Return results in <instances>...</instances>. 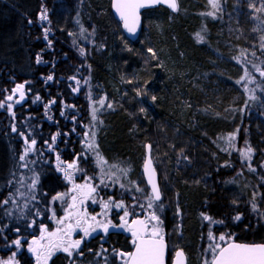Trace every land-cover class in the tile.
Here are the masks:
<instances>
[{
    "label": "trees",
    "instance_id": "obj_1",
    "mask_svg": "<svg viewBox=\"0 0 264 264\" xmlns=\"http://www.w3.org/2000/svg\"><path fill=\"white\" fill-rule=\"evenodd\" d=\"M57 1L71 11L63 26L52 10ZM179 1L178 10L157 7L143 14L144 23L156 17L148 22L150 44L160 52L162 68L154 70L139 47L146 24L139 40L129 41L110 0H0V243L5 247L11 232L6 220L45 217L62 190L55 151L66 145L82 167L95 169L97 154L87 147L93 143L91 103L102 99L96 136L109 164L131 167L132 176H140L145 145L152 146L171 251H186L176 245L181 236L204 262L214 255L207 249L210 235L221 246L264 244V64L256 58L253 39L257 21L264 20V0H216L221 11L215 24L206 21L208 45L197 40L195 30L201 29L200 18L209 17L211 0ZM79 3L84 28L94 33L92 46L72 36ZM45 10L47 22L39 18ZM118 44L132 55L111 53L119 51ZM251 56L261 66L252 77L261 108L246 94L248 85L236 84V73L249 69ZM127 62L135 71L131 90L119 82L121 75H131L123 68ZM19 84L26 85L27 100L14 105L7 97ZM225 139L233 140L230 150ZM52 209L58 211L55 202ZM2 261L10 263L11 255Z\"/></svg>",
    "mask_w": 264,
    "mask_h": 264
},
{
    "label": "rangeland",
    "instance_id": "obj_2",
    "mask_svg": "<svg viewBox=\"0 0 264 264\" xmlns=\"http://www.w3.org/2000/svg\"><path fill=\"white\" fill-rule=\"evenodd\" d=\"M77 2V1H76ZM175 4H176V9H179V5H180V1L179 0H174ZM80 4H74V8H73V16H72V28L74 31L72 33V36L76 37V35L78 36V38H81V40L83 42H85L87 44V46H92L93 44H95V40H94V33L93 30L91 29L89 32H87V30L84 28L83 25V21H82V17L85 15V12L82 11V9H80ZM52 10L54 12L55 15V19L56 22L59 23L61 26H63L64 22H66L67 17L71 15V11H69V9H67V7H65L62 3H58V1L56 3L53 4L52 6ZM221 11V10H220ZM218 6L217 7H213V2L211 0L210 3V8L209 10H207V13H209V17H205V19L203 20V18H200V26L199 28H201L200 30H195L196 34H199L198 37V41L199 42H203L205 44L208 45V38H209V28L208 25L206 24V21L210 22V24H215L218 20L216 19V17H218L219 13H220ZM82 13L84 15H82ZM48 15V14H47ZM143 19L145 20V17H143ZM148 19H146V23H144V27L146 24V31H144L143 33V37L141 38L139 44H140V48H143L145 50L146 53H148V57L150 58V66L151 69L153 68L155 69H159L162 68V62H160V52L156 50V48L153 47V45L151 46V42L150 40H152L153 37V33L151 30V27H149V23L152 20H156V17H151L149 19V21H147ZM45 22H47L45 20ZM232 22V20L230 19L229 21H226L227 25H230ZM258 24L256 25L257 27L255 29H253L254 32V46L255 44H257V46H259V52L256 56L257 60L260 62H262L264 64V20H259L257 21ZM198 28V29H199ZM194 33V35H195ZM202 35L204 36V38L201 40L200 37H202ZM119 46V51H114V49L111 51V53L117 54V52H119L118 54L122 55V54H129L132 55V52L130 51V49H128L126 46L120 45ZM149 49H151V51H149ZM241 49L239 50V53H241ZM242 54V53H241ZM251 54V53H250ZM253 55V54H251ZM240 58H242L243 56H239ZM254 57V55H253ZM244 58V57H243ZM248 58V57H247ZM130 57L128 58L127 61H129ZM249 63L248 67L249 69L247 71H239L238 73H236V75H240V79H237L236 84H243V86L248 85V89H246V94L249 96L250 94L253 95V103L254 105H257L261 108L263 105V99L259 98V93L257 92L256 94V89L257 86L255 87V79L252 78L253 75H256V73H260L261 72V66L259 63H257V60H252V56H251V60L246 59ZM125 71H130L131 75L129 76V73L127 74H123L121 75V79H120V85L123 86L125 88V86H129V90L132 89V87H130V85L132 84V74H134L135 71H133L134 68L131 67V65H129V63L127 62V64H125L123 66ZM132 80V81H131ZM252 81V83H251ZM131 82V84H130ZM251 83V84H250ZM138 83H136V86H133L135 88L138 87L137 85ZM131 88V89H130ZM151 91H149L146 87L143 88L142 93L143 94H148V98L149 101L151 100V97L149 96ZM25 93V92H24ZM261 95H264V93ZM26 96V93H25ZM90 96H92L91 92H90ZM143 99V98H142ZM18 100V96L15 93V97H14V101L13 104H18L16 103V101ZM100 101H103V106L101 105ZM100 101H96V102H92L91 103V123H92V141L95 144L94 145V150L96 152V156H95V162L93 163V167L95 169H97L98 171L96 172L95 169L91 168V172L87 171L86 168L81 167L80 164L77 165L76 167V171L73 173H67L71 178L70 180H67V190L65 191V193H62L61 195H57L56 198H54L53 200H55V202L57 203H64L65 204V208H64V215L59 218V219H55L52 222V226L49 230L44 231L43 230V235L46 238V243L48 244V239H52L53 241H56L57 239V234L61 231H65V228L68 224V218L70 216V214H76L75 209H73L74 204L78 198V195H81V199L78 202L79 207H81L83 210H86L88 212V215L86 218L87 221L91 222L93 224V229L95 228H99L101 227L102 224L107 223V222H111L112 217L114 219H119L120 215V221L122 223V225H125V221H127V223L130 221L131 219V211H135V212H146L150 210H155L158 211V209H160L158 206L155 207V204H152V200L150 198H148L147 195V191L145 189V186L143 184V179L141 176V171L139 172V175H134L132 176L133 170L132 168H128L124 167V166H120V165H113V164H109V162L106 160L105 157H103V155L101 156L100 152H99V147H98V140H97V128L99 127L100 122L98 121V116L99 114L102 112L101 109L105 106V100L102 99ZM95 110V119H93V111ZM101 111V112H100ZM234 139V138H233ZM224 145H226L227 149L229 148V150L231 149V144L233 143V140H228L225 139L224 140ZM235 143V142H234ZM99 152V154L97 153ZM55 154V152L53 153ZM143 160L144 158H142V162H141V166L143 164ZM81 167V168H80ZM123 170V171H122ZM66 172H64L65 175ZM75 178H78L77 180ZM166 179V178H165ZM97 184H99V186H96ZM77 185H80L81 187L79 188V190L77 191H73L74 188L77 187ZM121 185H123V187H121ZM137 188L140 189V191H137ZM94 189V191H93ZM116 190V197L119 199H117L115 196H112V194L115 193ZM75 197V200H73L72 198ZM122 203L124 205L123 208H117L115 205ZM149 203L152 204V207L149 208L148 205ZM105 204L108 205V207H105ZM166 206L162 205V209L163 211H165ZM125 212L128 213L127 216H125ZM54 215V214H53ZM92 217H95L96 220H92ZM58 221H63V223H58ZM97 221L101 222L100 224H97ZM156 225L158 226V229L160 232H164L165 233V224L160 225V221L159 223L157 222ZM126 226V225H125ZM52 233H55V235H50ZM180 235H177V238ZM43 237V238H44ZM185 236H181L177 239V246H181L183 248H186V255H187V259H188V264H211L212 261V257H205V262L203 259H200V257L198 256V254H196V252L193 251L192 248L186 246L185 241L187 242V240L185 239ZM216 239H210L208 242L214 246L218 241H214ZM45 242V241H44ZM45 243V244H46ZM71 242H66V243H60V242H56V243H51L50 246V252L47 253L46 255V261L44 262V264H48V262L50 261V259L52 257H54L57 254L63 253V254H67L69 255V252H71V254L75 253V251L79 248H69V252H65L63 251L64 247H68L69 244ZM219 244V243H217ZM210 245H208V250L212 251L213 253V249L210 248ZM220 245V244H219ZM80 246V244H79ZM206 249V250H207ZM174 250H176V248H174ZM205 250V251H206ZM207 250V251H208ZM174 254V253H173ZM203 260V261H202ZM1 264V262H0Z\"/></svg>",
    "mask_w": 264,
    "mask_h": 264
},
{
    "label": "flooded vegetation",
    "instance_id": "obj_3",
    "mask_svg": "<svg viewBox=\"0 0 264 264\" xmlns=\"http://www.w3.org/2000/svg\"><path fill=\"white\" fill-rule=\"evenodd\" d=\"M11 96L15 97V94L12 92ZM13 101L14 99L9 102L13 103ZM62 146L63 148L59 149V151H55L56 153L53 155L54 167L56 168V172L62 183V190L58 195L65 193V191L67 190L68 178H66L64 172L73 173L76 171L77 165L80 164L81 167L83 166V161L80 160L81 158L72 155V149L70 150L66 145ZM70 164H74V167L69 168L68 165ZM75 179L77 180L78 178ZM143 184L147 191V195H149V198H151L149 190L147 189L145 183ZM77 186L79 187L74 188V192L79 190V188L81 187L80 185ZM96 186H99V184H97ZM112 196L116 197V190L115 193L112 194ZM80 199L81 195H78V198L73 207V209L77 210L76 214H70L68 218L69 222L65 228V231H61L57 234L56 241L48 239V244L45 240L47 235H45V237L42 236L43 230H49L52 226L53 220L59 219L64 215V203L61 204L54 201L57 204V211L52 209V203L54 202H49V207L47 210L48 213H46L47 215L45 217L39 218V220H34V218H32L28 223H24L18 218L9 217V219L6 220V223L9 225H7V231H9L10 229L11 232L8 236H6L7 238H10V240L6 241L8 242V247H5V245L0 243L1 264H4L2 260L7 254H10L12 257V261L8 264H44V262L46 261V255L50 252L51 243H66L67 241L74 242L77 240H80L81 243L75 253L71 255L63 253L57 254L50 259L48 264H52L55 259L64 261L63 263L58 264H128L130 256L136 245V240L138 239L136 236H133L131 231H129L128 227L131 222L136 219L144 221V224L146 225V231L142 234V238L144 240L151 239V230L153 225H156V223H159V221L160 225L165 224L162 218L164 213L161 205L162 202L157 205L153 202L152 204H155V207L158 206L160 208L158 209V211H131V219L126 224V226L124 225L123 227H120V225H122L120 221L121 215L119 219H114L112 217L109 227H112V225H117L114 228H122V230L119 232H114L109 230L108 228L107 233H105L102 231V226L93 229V224L86 220L85 217H87L88 212L79 207L78 202ZM117 199H119V197ZM57 212H59L58 215ZM153 212H155V214L160 218L159 221L150 219ZM77 220L80 221L79 227H77ZM17 229H19V231H17ZM84 229L88 230V236L84 235ZM166 230L167 229L165 228V233L160 232L161 236H164L165 240H167ZM3 231L1 232L2 234ZM41 237L44 238L41 239ZM157 238H159V236ZM15 240H20V245L14 244L13 242ZM33 241H37V243L33 244ZM32 249H35V251H32ZM171 260L172 256L169 255L168 264L171 263Z\"/></svg>",
    "mask_w": 264,
    "mask_h": 264
},
{
    "label": "snow or ice",
    "instance_id": "obj_4",
    "mask_svg": "<svg viewBox=\"0 0 264 264\" xmlns=\"http://www.w3.org/2000/svg\"><path fill=\"white\" fill-rule=\"evenodd\" d=\"M161 2V0H149V3H159ZM146 5L144 3H135V4H125V5H118L117 10L121 11V8H125V9H131V18H132V22L129 23V15L125 14L123 11H121V15L122 18L124 19V27L128 30L129 33L135 34L136 32V28L139 22V17L136 15L135 10L139 9L141 7H145ZM171 8H173V10L176 9V4L173 0L172 3H170L169 5ZM217 3L216 0H213V7H217ZM41 20H47V11L45 10L44 12H42L40 14L39 17ZM197 36L199 37V34H197ZM44 38L47 40L48 36H47V31H45V35ZM200 39L202 40L203 38L200 37ZM49 44H51V41H49ZM149 51H151V49H149ZM81 54H83V49H81ZM37 62L39 63V60H37ZM261 75H264V72L261 73ZM48 80H52L53 76L49 75L47 77ZM73 79H75V77H73ZM78 83V82H77ZM24 89V84H19L16 86L15 89H13V93H18L19 94V100L16 101V103H19L21 100L24 99L25 93L23 91ZM75 90V89H74ZM139 94V93H138ZM14 96H8L7 100H13ZM37 99H39V97H37ZM156 97H152V100H155ZM53 103H55V101H53ZM101 105L103 106V101H100ZM0 107H4L3 104H0ZM12 105H8V108L11 109ZM108 107H111V104L108 105ZM141 111H144V109H141ZM63 115V113H61ZM93 119H95V110L93 111ZM12 131H17V129L15 127L12 128ZM21 135H23V133H20ZM57 135H59V133H57ZM52 139L54 140L55 137H52ZM36 141L33 139L31 141L32 145H35ZM88 148H93L94 147V143H89L87 145ZM26 150V153L27 154ZM251 149L249 148L246 152H245V157H249V154L251 153ZM69 168L74 167V164H70L68 165ZM146 169L148 167H150V161L149 164H146ZM123 171V170H122ZM66 178L70 179L71 177L65 173ZM149 182L152 184V197L150 198L151 200H155V201H159L161 200V194L160 191L158 189L157 184L155 183V180L153 179L152 175H149ZM79 187V186H77ZM121 187H123V185H121ZM94 191V189H93ZM137 191H140L139 188H137ZM73 200H75V197L72 198ZM3 204H7L8 201L4 200L2 202ZM117 208H123L124 205L122 203L116 204L115 205ZM105 207L107 208L108 205L105 204ZM149 208L152 207V204L149 203L148 205ZM128 213L125 212V216H127ZM151 220L154 221H159V217L155 214V212H153L151 214L150 217ZM205 219H211L210 217H205ZM236 220L240 219V216H236L235 217ZM92 220H96L95 217H92ZM58 223H63V221H58ZM77 227H79L80 225V221L77 220ZM101 222L97 221V224H100ZM133 223L140 225L139 229H132L131 227H129V231L132 232L133 236H136L139 240L140 243L137 245V249H136V253L132 255V264H163V237L160 235V231L158 229L157 225H153L152 230H151V239L149 240H144L142 238V234L146 231V225L144 224V221H134ZM111 224V222H107L102 224L101 226L103 227V230L105 233H107L109 225ZM127 224V221H125V225ZM117 225H112V227H116ZM124 225H120V227H123ZM70 227V226H69ZM17 231H19V229H17ZM46 231V230H45ZM50 235H55V233H52ZM70 235V233H69ZM84 235L88 236V230L84 229ZM160 237L159 240L156 239V237ZM211 239H215V237H212L210 235ZM41 239H43V237H41ZM226 239L225 236H220L219 240L224 241ZM228 239L230 240L231 238L228 237ZM16 245H20V240H15L13 242ZM33 244H36L37 241H33ZM81 243L80 240L71 242L69 244L68 247H64L63 251L65 252H69V248H78L79 244ZM135 243V241H134ZM210 248L213 249L214 255H213V259H212V264H264V244H260V245H248V244H237V243H227L225 246H221L219 244H216L214 246L210 245ZM218 250V251H217ZM32 251H35V249H32ZM69 255H71V252H69ZM39 259V257H38ZM207 264V262H206Z\"/></svg>",
    "mask_w": 264,
    "mask_h": 264
},
{
    "label": "water",
    "instance_id": "obj_5",
    "mask_svg": "<svg viewBox=\"0 0 264 264\" xmlns=\"http://www.w3.org/2000/svg\"><path fill=\"white\" fill-rule=\"evenodd\" d=\"M172 2H173V0H161V2H159V3H149V0H110V6H111L112 15H113L114 19L121 25V30H122V33L124 34V36L129 41L134 42L139 38L141 31H142V28H143L142 13L149 10V9L158 7V6H165V7L171 8L169 5ZM135 3H144L146 6L135 10L136 15L139 17V22H138L135 34H132V33H129L128 30L124 27V19L122 18V15H121V11H123L125 14L129 15V23H131L132 18H131L130 13L132 10L121 8V11H118L117 7H118V5L122 6L125 4H135ZM24 90H25V85H24L23 91ZM16 94H17L18 100H19V94L18 93H16ZM25 100H26V97L24 96V99L21 100L19 103H22ZM7 101H11V100H7ZM145 153H146V156H145V160H144L143 167H142V175L144 178V182H145L147 188L149 189V191L151 192V195H153L152 184L149 182V175L151 174L153 179L155 180V183L158 186V189H159L160 194H161V200H162V193H161V189H160L159 176H158V173L156 171V168H155L153 160H152V147L150 144L146 145ZM149 161H150V167H148L146 169L145 166H146V164H149ZM161 200H159V201L154 200V202L158 203V202H161ZM134 221H142V220L136 219ZM133 222L130 224L129 227H131L134 230L139 229L140 225L135 224ZM109 230L121 231L122 229L109 227ZM102 231L104 232V230H102ZM156 239H157V237H156ZM157 240H159V239H157ZM136 241H137V244L134 248V251L131 254V257L128 261V264H132V255L136 253L137 245L140 243L139 239H137ZM232 243L246 244V243H241V242H232ZM248 245H260V244H248ZM163 246H164L163 247V264H168L169 245L164 239H163ZM170 264H188L186 254L181 249L176 250L174 253V256L172 257Z\"/></svg>",
    "mask_w": 264,
    "mask_h": 264
}]
</instances>
